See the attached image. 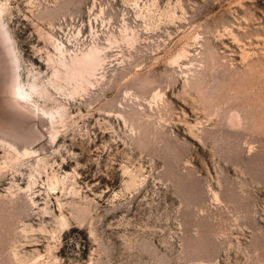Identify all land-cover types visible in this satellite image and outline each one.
<instances>
[{"label":"rangeland","instance_id":"1","mask_svg":"<svg viewBox=\"0 0 264 264\" xmlns=\"http://www.w3.org/2000/svg\"><path fill=\"white\" fill-rule=\"evenodd\" d=\"M0 264H264V0H0Z\"/></svg>","mask_w":264,"mask_h":264},{"label":"bare ground","instance_id":"2","mask_svg":"<svg viewBox=\"0 0 264 264\" xmlns=\"http://www.w3.org/2000/svg\"><path fill=\"white\" fill-rule=\"evenodd\" d=\"M59 44H60V43H59ZM62 44H63V43H62ZM58 48L61 49V46L59 45ZM61 50H63V49H61ZM83 59H84V58H83ZM85 59H88L87 56H86ZM85 59H84V60H85ZM18 89H19V92L21 93V96H22V97H23V96L26 97L25 92L23 91V89L21 88V86H19Z\"/></svg>","mask_w":264,"mask_h":264}]
</instances>
